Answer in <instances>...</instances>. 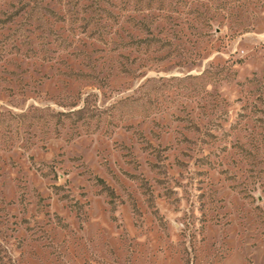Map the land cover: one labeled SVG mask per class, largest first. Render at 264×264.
<instances>
[{"label":"rangeland","instance_id":"obj_1","mask_svg":"<svg viewBox=\"0 0 264 264\" xmlns=\"http://www.w3.org/2000/svg\"><path fill=\"white\" fill-rule=\"evenodd\" d=\"M0 264H264V0H0Z\"/></svg>","mask_w":264,"mask_h":264}]
</instances>
